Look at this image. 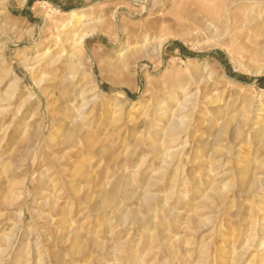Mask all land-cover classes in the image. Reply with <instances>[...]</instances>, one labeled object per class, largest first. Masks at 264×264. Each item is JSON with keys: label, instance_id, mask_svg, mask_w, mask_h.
<instances>
[{"label": "rangeland", "instance_id": "obj_1", "mask_svg": "<svg viewBox=\"0 0 264 264\" xmlns=\"http://www.w3.org/2000/svg\"><path fill=\"white\" fill-rule=\"evenodd\" d=\"M218 1L0 0V264H208L218 254L220 224L236 230L219 211L223 163L231 183L239 145L246 170L262 157L247 133L211 152L202 141L213 143L217 128L207 124L264 108V51L232 42L210 14ZM73 10L94 28L74 55L56 28ZM161 43L159 53L134 52ZM45 52L60 55L53 69H41ZM207 72V85L192 79ZM185 98L198 104L179 113ZM151 101L190 119L175 143H160L152 115L139 121ZM72 119L90 136L69 137Z\"/></svg>", "mask_w": 264, "mask_h": 264}, {"label": "bare ground", "instance_id": "obj_2", "mask_svg": "<svg viewBox=\"0 0 264 264\" xmlns=\"http://www.w3.org/2000/svg\"><path fill=\"white\" fill-rule=\"evenodd\" d=\"M26 1L27 0H22L21 7L24 6ZM138 1H140L139 4L141 6H143V4L145 3V0H138ZM153 3H155V1ZM209 11L211 12L210 14L213 17H216L217 21L220 19L224 21L225 24H227L230 30L231 40L232 42L235 41L239 42L240 44L239 49H244L245 46L254 43L253 45H259V46L261 45V48L264 51V0H219L214 6H212L211 10ZM54 12L56 15L61 14V12L58 10H54ZM114 13L115 11L112 13V15H114ZM66 14L67 17L62 19V22H60V24L57 25L56 28L59 30V34L60 32H63V34L61 33L60 35L63 36V41L65 42L69 41V45L74 49V52L72 53V55H74L84 50L86 39L93 35L94 28L92 27L93 24H90L89 22L84 23V21H88L89 19L87 14L84 12V10H79V11L73 10ZM114 19L115 20L117 19L116 15L114 16ZM66 27L70 29L65 31L64 28ZM60 39L62 38L60 37ZM122 41L123 39L117 45L118 46L122 45L123 44ZM162 45H163L162 43L157 45L156 49L153 50L152 46H147L146 44H143L139 46L138 50L135 49L134 52L135 53L140 52L141 56L145 57L153 54L155 51L156 53H159L162 50L163 47ZM260 50H258L259 53ZM48 52L43 53V55H46V59L44 58L45 60L41 62L42 70L53 69L57 61L60 59V55L58 57L48 56L47 55ZM134 52L133 55L135 54ZM72 58L73 56H70V58L65 63L63 62L64 63V65L62 63L63 67L68 69L73 67L75 61ZM125 64H127V62H125ZM43 73H39L36 76L35 79L37 83L45 80ZM210 76H211V72H209L208 74L204 73L198 76L192 75V79H194V81L200 85L201 84L207 85ZM80 94H82V92ZM170 96L172 98V95ZM216 99L210 97L209 94L202 96V100H203L202 102H206L208 105L213 106L212 110L214 113L219 112L220 111L219 109H221L219 108V106L221 107V103L218 106ZM197 104H198L197 102H192V103L187 102L185 98L182 102L177 103L175 105L176 107L175 110L178 111L179 113L184 112V110L187 107H190L192 109L195 108ZM137 105H139V102L130 104L129 106L130 109H134L135 107H137ZM165 105H166L165 102L153 101L149 106H147L144 109V111L141 114H139L138 118L140 122L145 123L152 115L151 125L160 126L159 133H156V135L159 136L160 143L162 144L175 143L183 131L188 132L187 129H188V124L190 123V119L186 118L187 115L178 116V114H176L175 112H170L169 110L168 112H166L165 110L167 109ZM203 108L200 110H203ZM153 110H154V114L152 113ZM258 111L259 112H257L256 114H253L251 105H247L243 107L239 115L237 114L238 117L236 118H232L230 120L224 119L215 123L211 121L209 124H207L209 129H212L214 126L217 128L216 140L215 141L213 140L214 141L213 143H210V141L208 140L210 137L208 139L205 138L202 141L203 146L210 144L212 145L211 152L217 153L218 151L219 144L216 143L217 139L221 140L222 137H230L231 140L237 143V141L240 140L243 134L245 135L247 133L246 137L252 138V144H251L252 149H250V151L255 156L262 157L261 162L256 163L253 167L250 168L249 171L246 170L248 169L247 166L241 165L240 163L241 157L245 152L241 151V145H239L237 147L234 157H232L233 162H235L238 167H236L234 171L233 170L231 171L232 172L231 183L226 178L227 173L229 172L225 168L227 164L225 162L223 163L224 169L221 173L222 185L220 186L221 193L217 197V200L221 203V205L219 206V211L221 214H224L226 212L227 214L232 213V215L230 216L236 220L235 222L236 230H233L232 228H227L223 224H220L219 228H220V237L222 244L218 248L219 252L216 256L212 254H208V256L210 255L211 257L210 259H212L211 261L209 259L206 260V263L208 264H217L215 261L216 258L220 260L218 264H264V117H263L264 108H260ZM119 112L117 113L114 112V115H117L118 113L121 114V111ZM155 113H157L156 114L157 118L153 120V115L155 116ZM209 113L211 114V112ZM216 116H218V114ZM112 117L115 116L112 115ZM129 117L131 118L132 115ZM119 118H121V116ZM78 122L80 121L76 119H72L70 121L72 125ZM151 125L148 127H151ZM74 135L78 136V138L80 139L84 137L85 138L89 137L90 136L89 128L76 124V127H72V129L69 130L68 133L69 137H73ZM191 137L193 138L194 135H191ZM108 193H109V199L112 200L119 193V189L118 187H112ZM230 197L231 199L229 200ZM229 201H231V203H228ZM233 202L237 203L238 207L235 208V210L231 211L232 209L231 204ZM223 217H226V214H224ZM224 219L225 218L221 219V221L223 222ZM78 236H80V234ZM208 246L209 245L205 247L207 252L209 250Z\"/></svg>", "mask_w": 264, "mask_h": 264}]
</instances>
